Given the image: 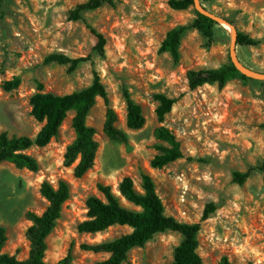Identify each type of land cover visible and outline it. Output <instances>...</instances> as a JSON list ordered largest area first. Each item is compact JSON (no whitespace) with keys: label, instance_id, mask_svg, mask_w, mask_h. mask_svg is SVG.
Returning <instances> with one entry per match:
<instances>
[{"label":"rangeland","instance_id":"rangeland-1","mask_svg":"<svg viewBox=\"0 0 264 264\" xmlns=\"http://www.w3.org/2000/svg\"><path fill=\"white\" fill-rule=\"evenodd\" d=\"M88 1L0 0V86L15 76L22 79L13 92L0 88V133L35 137L43 124L32 117L30 98L40 91L57 95L80 91L92 84L97 72L117 113V126L129 135V143L104 134L107 107L98 98L87 124L97 131L99 149L94 167L82 178L74 176L77 163L64 164L67 147L76 138L71 125L74 112L48 146L29 151L40 164L38 173L3 164L0 226L6 228L8 237L4 252L19 260L28 257L30 243L25 234L31 222L26 215L46 210L43 182L57 187L65 180L71 195L47 240L46 261L56 264L69 254L71 264L107 259L108 254L86 252L81 245L113 240L132 229L115 226L95 235L79 233V223L87 219V200L92 196L103 199L99 184L110 185L116 192L125 176L132 177L140 189L141 174L146 172L153 177L168 216L182 223H201L198 238L203 264H220L223 257L234 264H264V171L254 172L244 185L233 181L236 172L264 164V0H215L206 6L224 32L209 43L197 30H188L179 63L159 50L168 31L194 20L201 8L199 0L196 8L187 11L171 9L169 0H114L113 6L84 12L82 21H70L69 12ZM87 25L105 37L104 54L95 50L98 39ZM237 31L262 43L241 47L234 39ZM54 53L89 60L70 73L69 66L45 63ZM230 60L250 80L190 90L189 70L218 68ZM124 87L146 117L140 130L127 127ZM158 94L176 99L163 124L156 116ZM162 125L180 140L184 158L153 169L150 162L158 154L154 130ZM209 204L215 210L201 221ZM182 240L173 231L159 233L144 248L132 250L126 264H173Z\"/></svg>","mask_w":264,"mask_h":264},{"label":"trees","instance_id":"trees-1","mask_svg":"<svg viewBox=\"0 0 264 264\" xmlns=\"http://www.w3.org/2000/svg\"><path fill=\"white\" fill-rule=\"evenodd\" d=\"M215 0H199L201 8L213 5ZM171 9L175 11H187L196 8V0H169ZM105 5H114V0H89L76 6L69 12L70 21H82L83 13L102 8ZM88 29L98 39L95 48L100 54H104L106 39L93 27ZM197 30L209 43L224 32L221 24L200 10H196L194 20L189 25L177 26L166 34L160 53H168L175 63L181 60V43L185 33ZM236 43L241 47H256L262 43L242 32H236ZM88 58L73 59L64 54L54 53L45 59V63H57L69 66L68 72H74L79 64L88 61ZM188 86L194 91L205 85H217L225 87L232 80L248 81L250 77L244 74L233 61L218 67L208 69H192L187 72ZM22 84L20 76L4 81L0 88L3 92L10 93L17 90ZM123 97L127 110V127L130 130H140L146 124L143 109L131 96L128 88H123ZM98 98H101L107 107L104 134L113 141L123 144L129 143V135L117 126L118 116L111 107L108 91L102 83L100 75L95 72L92 84L80 91L71 94L57 95L53 93L37 92L30 98L31 115L39 123L43 124L35 137L13 136L8 133H0V167L10 163L17 169H26L33 173L40 171L38 160L29 151L34 148H45L51 141L57 138L68 114L74 112L72 128L75 131V140L67 147L64 164L74 168V176L82 178L95 164L99 143L95 139L96 129L87 124L90 112L95 107ZM158 103L156 109L157 120L163 124L171 113L176 99L164 94L155 96ZM157 140L155 149L158 154L151 160L153 169H161L179 159L184 158L182 145L176 135L165 126H159L154 130ZM264 164L250 168L248 171L234 174L233 181L244 185L254 172H263ZM98 190L103 199L92 196L87 200V219L79 223L77 229L81 234H99L115 226H128L132 232L118 238L98 243H83L81 249L95 254H108L105 260L95 264H126L129 254L136 248H144L157 234L173 231L183 237L182 242L174 251L173 264H203V258L199 253V234L201 223L188 224L176 220L166 214L165 205L159 196L153 177L146 172L141 174L140 189L136 187L132 177L125 176L119 183L115 192L110 185L99 184ZM41 194L47 200L48 206L42 214L28 212L26 217L31 222L25 237L30 243L29 255L24 260L17 256L4 252L8 241L6 228L0 226V264H51L46 261L48 251L47 240L58 226L62 217L63 207L70 199L71 187L65 180H61L57 187L48 181L42 183ZM127 202L134 208L127 207ZM215 210L214 204H209L203 214L202 220L209 218ZM72 256L69 254L56 264H71ZM220 264H234L227 257H223Z\"/></svg>","mask_w":264,"mask_h":264},{"label":"water","instance_id":"water-1","mask_svg":"<svg viewBox=\"0 0 264 264\" xmlns=\"http://www.w3.org/2000/svg\"><path fill=\"white\" fill-rule=\"evenodd\" d=\"M196 2H197V0H196ZM198 10H200L201 12H203V13H205V14H207V15H210V14H208L206 11H204L203 9H201V8H197ZM211 17H213L212 15H210ZM214 19H216L215 17H213ZM217 20V19H216ZM218 21V20H217ZM219 22V21H218ZM236 38V34H235V37H234V39ZM237 67H238V65L237 64H235ZM239 68V67H238ZM240 69V68H239ZM240 71H241V69H240ZM243 72V71H242ZM244 74H246V73H244ZM248 76V75H247Z\"/></svg>","mask_w":264,"mask_h":264},{"label":"bare ground","instance_id":"bare-ground-1","mask_svg":"<svg viewBox=\"0 0 264 264\" xmlns=\"http://www.w3.org/2000/svg\"><path fill=\"white\" fill-rule=\"evenodd\" d=\"M225 27H226L227 29H230L232 32H234V30H233V28H232L231 26H229V25L225 24ZM116 192H117V193H119V191H118V190H116Z\"/></svg>","mask_w":264,"mask_h":264}]
</instances>
